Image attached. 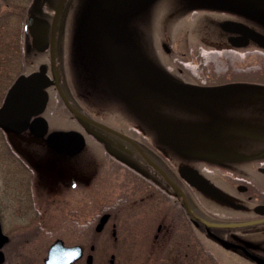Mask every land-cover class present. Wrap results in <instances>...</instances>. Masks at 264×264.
I'll return each mask as SVG.
<instances>
[{"label": "rangeland", "instance_id": "obj_1", "mask_svg": "<svg viewBox=\"0 0 264 264\" xmlns=\"http://www.w3.org/2000/svg\"><path fill=\"white\" fill-rule=\"evenodd\" d=\"M131 1L120 7V33L150 66L184 84H231L199 98L161 90L115 40L110 7L92 11L90 0H65L58 26L56 70L69 101L117 133L138 141L144 138L150 144L145 143L146 151L164 157L171 172L184 165L230 169L238 175L243 172L251 180L250 192L258 200L264 198V177L255 169L264 159V50L252 43L234 48L221 30L222 22L233 20L264 34V0ZM0 3V30L16 32L25 27L27 17L12 12L13 6L29 7L28 16L37 14L51 22L59 0ZM25 41L18 58L26 54L24 74L33 75L50 64L51 56L36 53L26 39L23 45ZM162 43L170 46L169 53ZM22 68L17 63L12 71L17 75ZM50 90L51 99L42 113L49 131H78L86 138V146L76 156H68L51 150L42 137L29 132L11 133L6 140L0 130V202L6 186H32L29 177L34 178L35 187L47 192L56 174L86 177L92 189L106 194L108 203L115 202L119 188L125 191L132 182H139L137 173L144 179H148L147 173H154L123 138L70 115L57 91ZM205 109L215 111L221 126ZM229 127L254 131L261 138L231 133ZM214 175L210 177L217 186H228V173ZM6 176H10L8 181ZM137 185L144 186L143 181ZM122 205L117 236L123 264H142L144 241L154 224L150 206ZM204 205L243 217L241 211L214 201L206 200ZM182 231L188 234L187 227Z\"/></svg>", "mask_w": 264, "mask_h": 264}, {"label": "flooded vegetation", "instance_id": "obj_2", "mask_svg": "<svg viewBox=\"0 0 264 264\" xmlns=\"http://www.w3.org/2000/svg\"><path fill=\"white\" fill-rule=\"evenodd\" d=\"M46 52L50 56V51ZM45 66L52 79L51 62ZM50 89L57 91L54 85L44 88L48 101ZM205 110L219 126L221 120L215 111ZM0 130L6 138L10 128L2 125ZM131 146L154 173H147L148 179L137 173L139 182H132L125 191L119 188L115 202L108 203L106 194L92 189L86 177L56 174L47 192L35 187L33 177L28 178L32 186H6L0 202V264H46L50 249L58 241L76 249L70 264H123L117 236L124 212L122 202L131 208L145 203L151 209L154 224L144 241L146 257L140 260L142 264H264V198L258 200L250 192L251 180L245 173L239 172L242 176L213 166L198 169L230 204L189 185L180 174L182 166L171 172L164 157L152 156L144 144L141 147L146 157ZM255 169L264 177V159ZM223 173L230 177L226 188L217 186L210 177ZM9 179L6 176V181ZM140 180L142 187L137 185ZM43 193L46 197L41 198ZM206 200L241 211L243 217L205 207ZM186 227L188 234L184 235Z\"/></svg>", "mask_w": 264, "mask_h": 264}, {"label": "water", "instance_id": "obj_3", "mask_svg": "<svg viewBox=\"0 0 264 264\" xmlns=\"http://www.w3.org/2000/svg\"><path fill=\"white\" fill-rule=\"evenodd\" d=\"M64 2L65 0H59L52 23L36 14L28 16L26 21V32L29 44L35 51L40 53L50 50L53 79H49L46 75L45 66H42L40 71L35 73L27 82L25 76L20 77L9 92L3 105L0 107V126L4 125L8 128L13 127L14 130L19 133L29 130L34 136H45L47 146L58 154L75 156L83 151L86 140L82 133L78 131H53L48 133L47 121L40 116L48 101V94L44 91V88L48 85H55L66 105L78 118L96 124L126 138L145 156L142 149L135 141L79 113L70 105L66 96L63 94L56 72L55 42L58 20ZM131 2V0H90V8L92 11H97L104 7H110L112 9V28L115 40L129 54L137 66L151 79L156 87L167 92L191 95L193 98H199L200 95L207 92L218 91L225 88H206L184 84L150 66L143 56H141L138 51L134 50L120 33V7L127 3L131 4ZM221 29L232 35L229 37L228 41L234 47H246L252 41L260 48L264 49V34L243 23L225 20L221 23ZM162 46L166 52L170 51V46L167 43H163ZM208 110L213 112L211 109ZM33 117L35 118L32 120ZM227 131L257 139L261 137L259 133L238 127H229ZM241 157L243 158L245 156ZM262 171L264 172V169H262ZM180 174L192 187L233 204L224 198L210 180L201 175L197 169L184 165L180 168ZM74 250L76 249L64 246L62 241L54 243L49 251L46 264H70L74 260Z\"/></svg>", "mask_w": 264, "mask_h": 264}, {"label": "trees", "instance_id": "obj_4", "mask_svg": "<svg viewBox=\"0 0 264 264\" xmlns=\"http://www.w3.org/2000/svg\"><path fill=\"white\" fill-rule=\"evenodd\" d=\"M11 9L14 13H21L22 19L26 18L29 13V7L18 8L13 6ZM24 39H26V30L24 26L18 27L16 32H8L6 28H4V30H0V106L10 90L15 86L16 80L22 76L26 70V54L23 52V57L18 58V53L21 51L22 54V49L24 51V47L26 46V41L23 45ZM20 42L22 43L21 47ZM17 59H19V61ZM17 63L22 64L23 72L19 71L16 75V73L14 74L12 70ZM142 141L144 143H148L145 139Z\"/></svg>", "mask_w": 264, "mask_h": 264}, {"label": "bare ground", "instance_id": "obj_5", "mask_svg": "<svg viewBox=\"0 0 264 264\" xmlns=\"http://www.w3.org/2000/svg\"><path fill=\"white\" fill-rule=\"evenodd\" d=\"M11 133H14L15 135H21L20 133L16 132L13 127H10Z\"/></svg>", "mask_w": 264, "mask_h": 264}]
</instances>
